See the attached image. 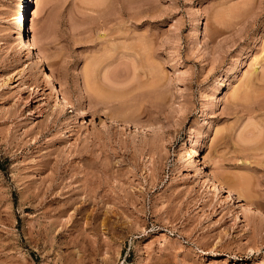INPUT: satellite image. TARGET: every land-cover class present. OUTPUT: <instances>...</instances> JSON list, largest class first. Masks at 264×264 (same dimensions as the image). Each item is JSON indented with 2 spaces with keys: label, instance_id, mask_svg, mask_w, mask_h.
<instances>
[{
  "label": "rangeland",
  "instance_id": "obj_1",
  "mask_svg": "<svg viewBox=\"0 0 264 264\" xmlns=\"http://www.w3.org/2000/svg\"><path fill=\"white\" fill-rule=\"evenodd\" d=\"M27 4L0 0V264H264V0Z\"/></svg>",
  "mask_w": 264,
  "mask_h": 264
},
{
  "label": "bare ground",
  "instance_id": "obj_2",
  "mask_svg": "<svg viewBox=\"0 0 264 264\" xmlns=\"http://www.w3.org/2000/svg\"><path fill=\"white\" fill-rule=\"evenodd\" d=\"M32 2V1H31ZM33 3H34V1H33ZM21 16L19 17L20 19H24V16H25V10L27 9V6H28V4H27V0H21ZM35 9V8H34ZM29 11V10H28ZM30 11H31V9H30ZM20 12V11H19ZM34 12V11H33ZM27 13V12H26ZM35 13H37V11H35ZM28 14H30V13H28ZM27 14V15H28ZM38 14V13H37ZM37 14H34V15H37ZM98 18H100V17H98ZM102 18V17H101ZM103 19V18H102ZM104 21H105V19H104ZM19 34V33H18ZM20 34H22V32L20 31ZM119 35H121V34H119ZM30 36V35H29ZM34 36V35H33ZM117 36V35H116ZM118 37V36H117ZM114 39H115V37H114ZM117 39H119V38H117ZM34 40V39H33ZM35 42V41H34ZM33 45H35V43H31V41L28 39L27 41H26V47H24V48H26L28 51L27 52H31V50L35 47V46H33ZM118 47V46H117ZM37 52V51H36ZM33 53H34V50H33ZM31 54V53H30ZM35 54V53H34ZM36 55V54H35ZM34 55V56H35ZM38 56V55H37ZM35 58H37V57H35ZM34 62H36V63H39V60H38V58H37V60L35 61L34 60ZM41 63V62H40ZM143 66V65H142ZM41 71V70H40ZM42 76V78H43V80L45 81V82H47V83H49V80H50V76L46 73V71L45 72H43V74L41 75ZM89 80V79H88ZM40 82H43V81H40ZM42 84V83H41ZM43 85V84H42ZM51 85V84H50ZM53 87V86H52ZM54 89V88H53ZM55 90V89H54ZM50 91V90H49ZM58 91V90H57ZM52 92H53V90H52ZM62 98V101L60 102V104H58L59 106H60V108L61 109H64V108H66L68 105H69V101L65 98V97H61ZM59 99V98H58ZM55 100H57V99H55ZM57 105V106H58ZM74 115V114H73ZM122 121V120H121ZM126 122V121H125ZM212 139V138H211ZM214 139V138H213ZM208 140L207 142H206V144H205V147H204V149H203V151L200 153V159L202 160V163H200L199 164V166L201 165V164H203V165H206L212 158H213V155H214V153H216L215 152V142H214V144H213V141L215 140ZM217 142V141H216ZM216 146H217V143H216ZM198 150V149H197ZM189 153V152H188ZM195 153V152H194ZM195 154H198V153H195ZM189 155H190V153H189ZM215 156V155H214ZM192 157V156H191ZM193 159V158H192ZM195 160V159H194ZM195 163V162H194ZM201 169V168H200ZM199 170V169H198ZM210 172H209V175H210V178H208V179H210V181L212 182V185L214 186V187H217L218 189L219 188H222V189H225L224 187H223V185L219 182V180L217 179V177H216V175H215V173L214 172H212L211 170H209ZM201 173V172H200ZM205 174V173H204ZM208 182H209V180H208ZM211 185V184H210ZM227 189V188H226ZM225 192H227L228 194H230L231 193V191L230 190H226ZM236 193V192H235ZM235 193H232V194H234L235 196H236V199L238 200V201H242V200H244L247 204H249V202H250V200H248V199H244V198H241V196H240V193L238 194V192H237V194H235ZM227 194V195H228ZM229 196V195H228ZM243 197V196H242ZM231 198V197H230ZM234 199V198H233ZM244 202V203H245ZM252 203V202H251ZM247 204H246V206H247ZM252 205V204H251ZM249 206V205H248Z\"/></svg>",
  "mask_w": 264,
  "mask_h": 264
}]
</instances>
